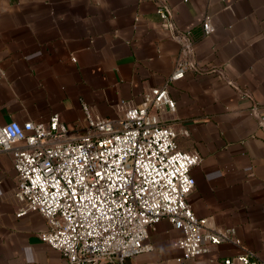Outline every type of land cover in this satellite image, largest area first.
<instances>
[{
	"label": "crops",
	"instance_id": "obj_1",
	"mask_svg": "<svg viewBox=\"0 0 264 264\" xmlns=\"http://www.w3.org/2000/svg\"><path fill=\"white\" fill-rule=\"evenodd\" d=\"M156 1L0 0V125L58 113L79 133L83 105L119 120L167 81L182 46L174 34L189 31L193 67L168 83L175 109L159 116L175 127L180 149L199 153L188 195L194 214L210 228H233L240 243L178 262L181 232L163 218L145 240L152 249L123 264H224L245 249L264 264V0H164L172 29ZM204 14L214 27L207 35ZM16 186L12 154L0 150V264H67L40 240L46 218L17 214Z\"/></svg>",
	"mask_w": 264,
	"mask_h": 264
},
{
	"label": "built area",
	"instance_id": "obj_2",
	"mask_svg": "<svg viewBox=\"0 0 264 264\" xmlns=\"http://www.w3.org/2000/svg\"><path fill=\"white\" fill-rule=\"evenodd\" d=\"M156 12L172 29L164 0L156 1ZM213 28L204 14L202 35ZM174 36L182 46L172 74L144 92L142 102L119 120L94 117L83 105L87 126L79 133L68 130L58 113L47 122L0 125V150L11 152L17 177L15 196L22 204L17 214L41 213L48 228L40 240L59 251L67 264H123L152 249L145 240L163 218L181 232L173 242L181 252L178 262L211 245L240 243L233 228H210L206 218L194 214L188 195L195 186L191 168L199 153L180 149L175 127L160 120L164 106L175 109L168 83L193 67L189 31ZM256 110L252 108L253 116H258ZM258 118L263 124L264 117ZM21 140V147H12ZM223 262L263 264L246 249Z\"/></svg>",
	"mask_w": 264,
	"mask_h": 264
}]
</instances>
